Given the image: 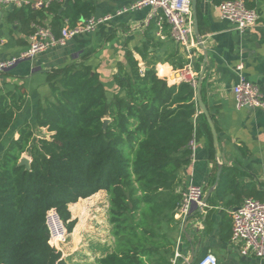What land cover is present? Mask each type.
Returning <instances> with one entry per match:
<instances>
[{
  "label": "trees",
  "instance_id": "trees-1",
  "mask_svg": "<svg viewBox=\"0 0 264 264\" xmlns=\"http://www.w3.org/2000/svg\"><path fill=\"white\" fill-rule=\"evenodd\" d=\"M93 13L91 1H54L38 10L14 8L7 22H18L30 36L35 25L52 16L49 26L59 36L66 24L74 27ZM198 19L202 34L199 9ZM154 29L153 24L143 48L135 50L143 68L131 51L117 66L114 81L124 96L110 98L85 58L47 73L50 98L39 105L34 125L19 127V138L0 161V264H68L50 244L47 212L56 209L71 234L77 220L69 206L100 191L109 197L113 248L95 264H171L172 234L182 223L175 218L181 171L191 161L192 141L202 135L211 146L213 141L199 114L196 90L158 77L157 64L169 63L178 71L188 60L171 44L157 42ZM202 97L207 106L204 83ZM26 102L21 87L0 93V143ZM37 130H45L48 138L35 139ZM24 154L31 159L30 170L19 165ZM238 173V167L224 168L213 203L264 201L252 184L237 186ZM82 204L72 207L83 209Z\"/></svg>",
  "mask_w": 264,
  "mask_h": 264
},
{
  "label": "crops",
  "instance_id": "crops-1",
  "mask_svg": "<svg viewBox=\"0 0 264 264\" xmlns=\"http://www.w3.org/2000/svg\"><path fill=\"white\" fill-rule=\"evenodd\" d=\"M29 1L45 4L57 0ZM67 1L58 2L65 4ZM87 1L94 5L93 17L102 18L115 14L123 7L133 4L135 0ZM218 6L217 0H199L198 4L202 19L201 36L207 50V73L204 81L207 108L214 116L222 156L217 161L214 147L209 144L207 137L203 135L197 137L191 161L181 171L178 191L182 194L189 185H197L203 187L206 196L213 190L202 211L200 212L201 206L195 207L188 217L191 226H188L187 232L193 246L198 248L195 262L211 253L217 258L218 264H264V258L243 256L239 247L231 243L232 213L247 199L239 206L229 204L227 199L224 202L213 203L225 167H238L236 184L239 188L252 184L256 190L263 192L264 197V110H238L233 93V87L238 81L236 68L239 65L244 67L242 74L245 78L264 91V0L255 3L259 15L258 23L244 32L236 30L231 23L223 20ZM9 13L0 14V61L19 55L29 46V36L23 33L18 22H7ZM149 13L150 8L146 7L119 17L115 16L95 32L77 36L65 46L53 48L31 60L21 62L0 75L1 94L21 87L27 95L24 108L17 113L13 126L0 143V161L9 143L19 138V127L26 122L34 125L39 105L50 98L51 90L47 83V73L50 70L63 68L85 58V64L100 75L110 98L114 95L124 96L125 92L119 89L114 81L117 66L119 63H126L125 54L128 51L134 53L141 67L144 66L135 50L143 48L147 42V34L153 26V24L146 28L144 26ZM51 20L52 16H48L43 24L49 25ZM153 34L157 42L171 44L188 60L184 51L169 37L165 40L160 39L156 35V29ZM152 51L153 49L150 50ZM203 62L204 54H197L195 65L199 73ZM156 70L159 78L175 81V78L171 77L172 75L174 77L175 70L169 63L157 64ZM40 131L48 135L45 130ZM219 165L222 166V173L217 182ZM106 198L107 193L100 191L88 199H81L70 205L69 209L81 203L89 204L90 201L104 204ZM97 207L98 210L102 209L100 205ZM106 211L103 221L97 216L90 222L87 221V234L84 235L81 234L79 215L75 217L72 215L77 224L62 252V258L68 264H95L98 258L112 250L113 240ZM184 223L185 220L172 236L175 240L180 235L183 237L185 255L191 260L192 249L183 233Z\"/></svg>",
  "mask_w": 264,
  "mask_h": 264
},
{
  "label": "built area",
  "instance_id": "built-area-1",
  "mask_svg": "<svg viewBox=\"0 0 264 264\" xmlns=\"http://www.w3.org/2000/svg\"><path fill=\"white\" fill-rule=\"evenodd\" d=\"M60 1V0H57ZM259 0H225L219 4L221 18L231 23L234 28L244 32L254 27L259 21L257 10L249 4ZM50 4L43 2L32 3L29 0H0V14L11 11V8L31 7L41 9ZM150 8V13L144 26L154 24L156 35L162 40L168 37L179 46L188 57L187 65L174 72L175 81L171 85L185 82L195 90L198 86L199 75L195 59L201 53L195 36L192 0H135L133 4L123 7L115 14L102 18L90 17L83 19L74 27L64 26L59 36L54 35L49 25H35L34 32L29 36L28 49L17 56L0 61V75L10 71L21 62L31 60L53 48L65 46L68 41L77 36L95 32L103 24L110 22L113 17L130 12ZM243 65L236 68L238 81L233 87L238 110H264V91L253 84L242 74ZM192 152L195 142H191ZM205 191L203 187L189 185L182 193V198L175 211V218L182 222L190 216L194 205L203 206ZM46 225L50 231V244L57 252H63L62 245L67 242L68 231L60 219L56 209H51L46 215ZM231 243L238 246L243 256L264 258V201L247 199L244 204L232 213ZM190 259L185 255L184 240L180 235L175 241L174 256L171 264H189ZM194 264H218L217 258L208 253Z\"/></svg>",
  "mask_w": 264,
  "mask_h": 264
},
{
  "label": "water",
  "instance_id": "water-1",
  "mask_svg": "<svg viewBox=\"0 0 264 264\" xmlns=\"http://www.w3.org/2000/svg\"><path fill=\"white\" fill-rule=\"evenodd\" d=\"M198 4H199V0H192V11H193V19H194V31H195V36L197 38V41L199 43V48H200V52L204 54V62L201 65V70H200V75H199V81H198V86L196 89V101L198 104V108L200 110V114L204 115L207 123L209 125L211 134H212V141H213V147H214V152H215V159L217 161L220 160L222 153H221V148H220V144H219V138H218V133L214 124L213 119L211 118L210 112L206 106V104L203 101V97H202V87H203V83L206 79V66H207V50L204 46L203 43V38L201 36V32L199 29V20H198ZM14 7H12L13 9ZM63 10L60 11V13ZM143 68V66H142ZM108 121H105V124ZM19 165L21 166H25L27 170L31 169V159L29 157H22L20 160ZM222 173V166L219 165V171H218V178H217V182L219 181V178L221 176ZM213 190H210V192L205 196L204 200H203V206L200 207V212L202 211V209L204 208V206L207 204L209 197L211 196ZM195 207H197L196 205L193 206L192 210L195 209ZM191 224L190 219L187 218L184 226H183V233L186 237V239L188 240L189 244L191 245V249H192V258L189 262V264H194L195 260H196V256L198 253V248H195L193 246L192 240L187 232V228L188 226ZM191 226V225H190Z\"/></svg>",
  "mask_w": 264,
  "mask_h": 264
},
{
  "label": "rangeland",
  "instance_id": "rangeland-1",
  "mask_svg": "<svg viewBox=\"0 0 264 264\" xmlns=\"http://www.w3.org/2000/svg\"><path fill=\"white\" fill-rule=\"evenodd\" d=\"M38 138H48V135L43 131L37 130L35 133V139H38ZM27 156L28 155L24 154V157H27ZM88 203L89 204H85V205L82 204V206H84L83 209H81L79 207L78 208L70 207V211H71L73 217L79 215L78 220L79 219L81 220L82 227L80 226V228L82 230L81 231L82 235L87 234V224H88L87 221L90 222V220L94 216L101 217V220L103 221V218H105V216H106L105 211L108 210V207H109V197L106 198V202L104 204H97L95 201H90ZM99 205L102 207L101 210L97 209L98 208L97 206H99ZM73 209H75V210H73ZM106 214H107V211H106ZM95 228L97 229L98 227H95ZM67 237L68 238H67L66 242L68 243V239L70 237L69 233L67 234ZM67 243L62 245V249L67 245Z\"/></svg>",
  "mask_w": 264,
  "mask_h": 264
},
{
  "label": "bare ground",
  "instance_id": "bare-ground-1",
  "mask_svg": "<svg viewBox=\"0 0 264 264\" xmlns=\"http://www.w3.org/2000/svg\"><path fill=\"white\" fill-rule=\"evenodd\" d=\"M171 77L174 78L173 75H172ZM236 211H237V210H236ZM236 211H234V212H236Z\"/></svg>",
  "mask_w": 264,
  "mask_h": 264
}]
</instances>
